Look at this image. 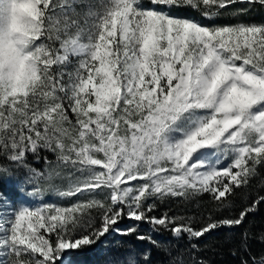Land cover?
Returning a JSON list of instances; mask_svg holds the SVG:
<instances>
[{"label": "snow or ice", "instance_id": "1", "mask_svg": "<svg viewBox=\"0 0 264 264\" xmlns=\"http://www.w3.org/2000/svg\"><path fill=\"white\" fill-rule=\"evenodd\" d=\"M257 8L0 0V264H64L112 233L160 248L165 232L208 264L198 241L222 228L243 229L238 264H264L249 245L264 231L245 227L264 194L235 203L264 168V22L241 19ZM174 198L197 211L157 215ZM150 261L133 249L116 264Z\"/></svg>", "mask_w": 264, "mask_h": 264}, {"label": "trees", "instance_id": "2", "mask_svg": "<svg viewBox=\"0 0 264 264\" xmlns=\"http://www.w3.org/2000/svg\"><path fill=\"white\" fill-rule=\"evenodd\" d=\"M178 14L203 19L202 17H199L198 13L192 12L191 10H182ZM255 14L263 15L264 10H258ZM221 22L229 21L225 19ZM29 162L33 164L34 167H43V161L36 163L30 157ZM261 178H264V168L260 169V176L252 181L251 188L241 190V195L238 196L235 201L237 211L244 202L245 192L249 197L257 194H264V188L260 187ZM197 199L206 202L208 196L205 194L203 197ZM196 204L197 200L184 204L178 199H170L166 203L160 205L157 215L167 209H171L173 213L180 212L182 209L184 211L195 212L197 211ZM132 223L135 222L125 220L121 223L120 227L123 228ZM249 226L251 227L253 234L264 231V203L259 206L258 211L254 215L248 217L245 227ZM139 231L141 234H148V225L141 224ZM242 231L243 229L230 230L228 228H222L211 235H206L198 241L202 251L195 253L196 258L204 259L208 264H238V258L234 257L231 252L233 249H239L240 235ZM153 237L161 242L160 248L153 247L147 241L137 240L134 235L120 236L114 233L112 236L102 238L98 243L92 246H84L80 250L68 252L67 262L68 264H116L117 261L124 259L129 250L134 249L138 254L145 250H150V264H169V261L180 253H182L184 264H192L190 259L192 253L190 251H183L189 248V243L186 239L176 240L167 232L163 234L154 233ZM249 245L251 250L255 253H259L264 249V244L259 243L255 239L250 240ZM169 249L171 250L170 255L168 254Z\"/></svg>", "mask_w": 264, "mask_h": 264}, {"label": "rangeland", "instance_id": "3", "mask_svg": "<svg viewBox=\"0 0 264 264\" xmlns=\"http://www.w3.org/2000/svg\"><path fill=\"white\" fill-rule=\"evenodd\" d=\"M258 10L260 9H254L250 12L249 15L245 16V17H242L241 19L245 22H264V14L263 15H256L255 12H257ZM232 22H235V21H232ZM3 187V190H6V191H11L12 189L10 187H7V186H1ZM112 234L108 235V236H111ZM152 235L154 236V233H152ZM67 259H68V253L65 254L64 256V264H68L67 262Z\"/></svg>", "mask_w": 264, "mask_h": 264}]
</instances>
